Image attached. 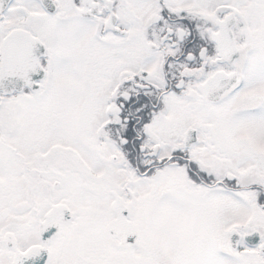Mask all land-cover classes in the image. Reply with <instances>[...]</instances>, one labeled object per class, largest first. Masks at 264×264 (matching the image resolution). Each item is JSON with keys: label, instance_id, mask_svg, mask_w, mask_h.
<instances>
[{"label": "snow or ice", "instance_id": "6c2138e0", "mask_svg": "<svg viewBox=\"0 0 264 264\" xmlns=\"http://www.w3.org/2000/svg\"><path fill=\"white\" fill-rule=\"evenodd\" d=\"M0 264H264V0H0Z\"/></svg>", "mask_w": 264, "mask_h": 264}]
</instances>
